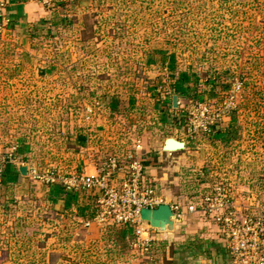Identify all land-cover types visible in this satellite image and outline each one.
<instances>
[{"label": "rangeland", "instance_id": "1", "mask_svg": "<svg viewBox=\"0 0 264 264\" xmlns=\"http://www.w3.org/2000/svg\"><path fill=\"white\" fill-rule=\"evenodd\" d=\"M42 5L31 30L10 27L6 7L0 20V178L7 163L27 166L0 181V264H230L209 215L158 232L145 207L137 232L105 204L85 213L86 196L103 192L74 179L89 176L84 162L98 174L113 156L123 169L107 188L122 194L129 153L167 173L155 194L176 213L201 176L226 188L237 217L264 213V0ZM167 137L187 146L169 155ZM65 191L77 193L68 209Z\"/></svg>", "mask_w": 264, "mask_h": 264}, {"label": "built area", "instance_id": "2", "mask_svg": "<svg viewBox=\"0 0 264 264\" xmlns=\"http://www.w3.org/2000/svg\"><path fill=\"white\" fill-rule=\"evenodd\" d=\"M7 1L0 0L1 16ZM41 1L47 5L48 11L54 6V0ZM126 158L129 159L128 166L127 164L124 166L129 169L131 178L124 182L122 194L113 187L107 188L108 182L112 180L111 177L113 178L123 169L118 159L113 156L107 158L104 168L98 169V174L85 176V178L76 175L77 179H74V182L85 187L98 188V192H103V197L97 196L96 205L100 209L105 204L115 224L121 223L122 227L139 226L141 209L145 207L151 209L161 202H158L155 188L148 181L145 182L142 177L144 170L142 161L140 162L136 156L129 153ZM196 193L192 195L194 201H189V204L185 206V211L198 212L205 218L209 215L217 231L224 234V241H226L224 245L231 257L230 264H264V213L260 210L253 217H237L236 208L228 199V192L224 186L216 185L207 191ZM177 208V206L172 207L178 217L183 213L184 207L178 214L175 212ZM141 231H144V228L139 226L137 232Z\"/></svg>", "mask_w": 264, "mask_h": 264}, {"label": "crops", "instance_id": "3", "mask_svg": "<svg viewBox=\"0 0 264 264\" xmlns=\"http://www.w3.org/2000/svg\"><path fill=\"white\" fill-rule=\"evenodd\" d=\"M6 10H7V12H6L7 13L6 14L7 15V20L9 19V21L12 22V23H10V27L11 26L13 28L15 27L16 30H21V29L27 30L28 28H29V30L33 29L34 27H36V25H39L38 24V18L41 15H45V13H47L45 8H44V6L42 5V1L41 0H8L7 4H6ZM0 20H1V15H0ZM0 27H1V21H0ZM112 108H113V106H112ZM95 127L101 128V126L100 125L98 126L97 124H96ZM95 129L98 130L97 128H95ZM95 129H93V130H95ZM90 130L92 131V129L87 128L88 132ZM83 138H84V141L89 139V136H88L87 132H86V135L83 136ZM163 143H164V141H163ZM184 143H185V146H187L186 142H184ZM185 146H184V148H185ZM162 147H163V144L161 145V150L163 151ZM167 153L169 155H171L172 152H167ZM84 163H85L84 167L82 169H80V170H83L82 173H84V175H92V174L96 173V171L94 172L95 168L92 165H90V163H86V162H84ZM142 177L145 179V182L148 181L149 184H151L155 189H158L157 188L158 186H159V188L162 186V185L160 186V184H162V181L165 182V181L168 180V176H167L166 172H163L162 175L159 177L158 174H157V167L156 168L155 167H149V166H147V164L144 166ZM207 180H208L207 178H202V176H201L197 180V182H195L196 184L194 185V187H197V192H204V191H207V190L210 189V184H207L205 186H202V184H201V183H203V182H205ZM198 189H199V191H198ZM160 191H161V188H160ZM68 193L71 194L72 192L68 191ZM76 195L77 194H75V196ZM228 199L232 201V204L234 203L233 202V196H230L229 193H228ZM57 200L58 199H56V203H59V201L57 202ZM69 204H65V202H64L63 203V207L65 209H68ZM168 204H170V206L173 207L172 203H168ZM54 205H56V204H54ZM182 209H183V207H182ZM187 213H189V212H186L185 211V207H184V211H183V213L180 216L177 217L175 215V217H174V230L173 231H175L177 229V227L179 226L178 224L181 223L180 225L181 226L183 225L184 217L187 216V218H188ZM189 216H193V215L190 214ZM201 219L205 220V217L202 216ZM210 221L214 223V221L211 218H210ZM208 222H207V224L210 225ZM213 225H215V224H213ZM198 227H201V226L199 225ZM208 230H210V228ZM201 234H202V236L198 235L196 238L197 239H204L203 238L204 234L203 233H201ZM207 235H209V234H207ZM218 236L219 235H217V234L215 235V237L217 238V241H220L221 239L218 238ZM207 242H209V241H207ZM216 246H217L218 249L221 246H222V248L224 250L226 249L225 246H224V243H222V245L221 244H216ZM219 250H221V249H219Z\"/></svg>", "mask_w": 264, "mask_h": 264}, {"label": "water", "instance_id": "4", "mask_svg": "<svg viewBox=\"0 0 264 264\" xmlns=\"http://www.w3.org/2000/svg\"><path fill=\"white\" fill-rule=\"evenodd\" d=\"M171 106L172 108H177L178 99L177 95L171 96ZM185 146L184 141H181L175 137H167L163 143V151L173 152L176 150H181ZM18 172L20 175H25L27 172L26 165L18 166ZM174 217L175 213L173 212L170 204L166 202H161L150 209V216L148 221V226L154 228L158 232H171L174 230ZM209 264V263H204Z\"/></svg>", "mask_w": 264, "mask_h": 264}, {"label": "trees", "instance_id": "5", "mask_svg": "<svg viewBox=\"0 0 264 264\" xmlns=\"http://www.w3.org/2000/svg\"><path fill=\"white\" fill-rule=\"evenodd\" d=\"M187 76V75H186ZM111 102H112V100H111ZM215 123H217V122H215ZM217 125L216 124H212V127H216ZM219 127V126H218ZM218 129V128H217ZM216 129V130H217ZM221 129V128H220ZM215 131V130H214ZM223 131H220V130H218V133H222ZM214 133V132H213ZM224 139L223 140H226L225 142H227V140H229L231 137H230V135H229V133H228V131L227 130H225V132H224V135L222 136ZM80 139V141H82V143H83V141H84V138H83V136L82 137H80L79 138ZM142 165L143 166H145L146 164H148V161L147 160H142ZM18 176H20V174H19V172H18V169H17V167L16 166H14V165H12V164H10V163H7L6 165H5V167H4V170L1 172V178H0V181L2 182H7V181H16L17 180V178H18ZM61 192H62V190H60ZM59 191V192H60ZM57 193L55 194V195H58L59 193H58V190L56 191ZM52 193L53 194H51V198L50 199H52V200H54L55 198H59L58 196H54V191H52ZM67 192L65 191V198H64V200H66L67 201V203L69 204H72V203H74L75 202V200L74 199H76V196H75V194H77L75 191L74 192H72L71 194H66ZM87 198H86V200H85V202L86 201H88V202H90V203H88V202H86V204H84L83 205V210H84V212L85 213H87V211L89 210V207H91V209H92V207L93 206H97L96 205V197L94 196V195H88V196H86ZM54 198V199H53ZM66 203V204H67ZM95 203V205H93ZM89 206V207H88ZM83 210L81 209V214L82 215H84L85 213H83ZM93 214L94 213H91V215H90V217H92L93 216ZM89 219H91V218H89Z\"/></svg>", "mask_w": 264, "mask_h": 264}]
</instances>
